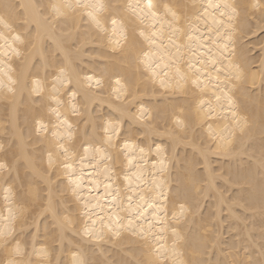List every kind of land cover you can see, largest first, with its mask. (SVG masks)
<instances>
[{"label": "bare ground", "instance_id": "bare-ground-1", "mask_svg": "<svg viewBox=\"0 0 264 264\" xmlns=\"http://www.w3.org/2000/svg\"><path fill=\"white\" fill-rule=\"evenodd\" d=\"M94 2L0 0L7 38H0V161L8 164L0 171V230L11 229L9 246L0 242V264L15 258L17 243L25 253L19 264H75L77 257L87 264H264V0H214L235 7V14L221 9L224 15H205L207 0H165L187 7L174 26L181 33L166 29L155 45L143 44L155 74L137 66L139 21L112 16L114 35L109 12L99 17L101 27L87 15L82 5ZM121 28L123 49L112 43ZM17 34L23 44L13 42ZM61 69L71 81L64 88ZM215 69L229 74L217 81ZM113 73L131 84L132 94L119 101L109 87ZM87 77L101 80L102 90L89 89ZM125 109L147 115L133 121ZM110 121L121 131L106 148ZM128 138L145 150L133 159L139 173L124 155ZM59 143L74 153L67 163L80 182L75 193ZM97 148L110 158L101 162ZM129 197L132 208L144 205L141 214L130 210ZM90 222L94 234L86 235Z\"/></svg>", "mask_w": 264, "mask_h": 264}, {"label": "snow or ice", "instance_id": "snow-or-ice-1", "mask_svg": "<svg viewBox=\"0 0 264 264\" xmlns=\"http://www.w3.org/2000/svg\"><path fill=\"white\" fill-rule=\"evenodd\" d=\"M77 7H80L81 5L77 4ZM85 9H91V11L87 12V15L89 16L90 19H92L98 27H101V22L99 17L102 16L105 12H109V19H110V23H111V27H112V32L113 34H117V20L111 18L112 16H120L121 19H123V14H128L129 16H131L133 19L138 20L139 24L137 25V28H141L143 27L144 30L142 31H138L137 29L134 28L133 29V34L135 37V40L139 43L140 47H139V55L137 56V66L142 68L145 72H151L153 74H155V68L153 67L154 64V57L150 54V52L145 51L143 48V44L146 42L149 45H155V42L157 39H163V36L165 34V30L167 29L168 31H170L172 33V35H177L178 33H181L182 29L179 27H174L175 25L179 24L180 20H181V15L180 13L183 11V9L185 7H187L186 5H182V4H173L171 2H165V0H142V3L140 2V0H135V2H130V0H125L124 3H108L105 4L103 2V0H95L94 3H86L84 5H82ZM10 7V5H5V8ZM60 7L56 4L51 5V8L53 10L54 13L59 14L60 12ZM65 7H72V5H65ZM201 8L204 9V14L207 15L209 14V10H211V13H216V12H220L221 15H224V12H221V9H225V10H230L231 13L235 14L236 9L235 7L227 2L224 3H216L214 2V0H207V4H201L200 5ZM213 22L215 23V17L213 15ZM0 23H4V18L0 17ZM6 27H8V25L5 24ZM152 29H156V31H153ZM105 30L106 29H103ZM119 35V39H115L114 41H112V43H114V45L117 48L123 49L125 47V45L127 44L128 41V35L127 33L121 28V31L118 33ZM184 35L188 36V40L190 42L195 43L196 42V37L189 35L187 32H184ZM0 38L3 39H7L5 37H3V34L0 33ZM12 40L14 43H19V44H23L24 41L21 38L20 34L14 35L12 37ZM122 41L124 43H122ZM169 43L172 44V46L174 48H176V52L179 53L180 51V46L177 45L174 41H172L169 38ZM225 49L227 48V45L224 46ZM12 51H16L15 49H12ZM16 54H19L18 52ZM216 63H223V61H213V64ZM232 66L231 64H229V69H231ZM229 69H225V70H221V69H215L218 73V75L216 76V80L219 81L220 75H225L227 76L229 74ZM239 72V68L238 66L235 68V71L232 72V74H236ZM113 75L116 77L113 80H109V87L111 88L112 93H114L116 95V99L117 101H119L121 99V95L125 96V98L129 95H131V84L128 82H122L120 76L118 73H113ZM237 78H239L237 76ZM87 81H89L88 84V88H92L93 86H95L97 89H101L102 90V81L97 79L95 81H93L92 77H87L86 78ZM9 80H11V78L9 77ZM36 84V86H39V81H35L34 82ZM71 83V81L68 78V74L64 72L63 69H61V76L57 78V84L59 85V88H64L66 84ZM161 85L164 86L166 85V81L161 80L160 81ZM191 83L193 85H195L196 87H200V82L198 80H192ZM3 81H0V86H2ZM11 90V89H9ZM54 91H57V89L54 86ZM222 91V90H221ZM70 100L75 99L77 93L76 91H69L68 93ZM215 99L217 100V102L221 101L222 97L220 95H216ZM223 99L225 100V102L229 105L232 104V100L231 97H229L227 95V93H223ZM57 103H61L59 100H57ZM71 108L73 111H75V105H71ZM117 111H121V108H117ZM141 115L137 116L135 114H132L130 112H128L126 109L124 111H122V115H129L131 120L133 121H139L144 119V116H146L147 114L143 111V109H141ZM57 117H59V112L56 113ZM233 116H235V113H232ZM177 126H183V121L182 120H177L176 121ZM63 125L68 127L69 129L71 128V125L69 124V122L67 120L63 121ZM109 127L111 129V135H109L107 137V143L105 145V147H110L111 145V141L113 137L119 136L120 131H121V126L120 123L117 121L115 123H112L111 121L109 122ZM108 128L105 129V132H108ZM54 136L57 135V133H53ZM67 139H71V132H68L67 134ZM130 138H128V140H125L124 142V155L131 157L130 159L127 160V164L129 166V169H133L136 168L137 173H139L141 170L139 168H137L136 164L133 163V159L137 156V150L141 156V159L143 158V154L145 152V150L143 148H138L137 145H134L132 143H129ZM59 150L64 154L65 156V171L68 175V183L69 186L71 187V190L73 191V193H75L77 191V188L79 187V180L78 178H76V173L73 171V166L70 163H67V161L72 158V156L74 155V153L70 152L69 148L65 147V145L63 143H59L58 145ZM73 148H75V146H72ZM83 152L87 153L89 151V148L84 147ZM93 151L98 152V153H102L101 156V162L106 161L107 159H109L110 157H108L106 154L104 153L103 149H93ZM156 152L157 155H160L163 152V149L157 145L156 146ZM51 163V154H50V161ZM139 163V161L137 162ZM8 168V164L6 162L0 161V171H3L5 169ZM139 176L138 175H134L133 177H128L125 176V180H129L130 179H138ZM4 192L8 193L9 195H11V188H6L3 189ZM6 199L8 198V196L5 197ZM129 199V207L130 210L133 211L134 214H141L142 210L144 209V205H138L136 208H132L131 206V197L128 198ZM141 200L144 199L143 196L140 197ZM113 200H116V197L113 196ZM147 207H153V205L148 204ZM181 209V214H183L184 208L183 205L180 206ZM153 211H156V209H153ZM65 220H67V217H65ZM102 222V221H101ZM132 221H129V224H131ZM120 224L119 218H116V221L114 223V225H112V227L118 226ZM91 225V226H90ZM89 224H86L84 227V232L86 235L89 234H94V222H90ZM173 232L175 235H177V237L179 236L178 233H175V230L173 229ZM11 235V229H6V230H0V242L3 243L4 247L7 248L9 246V244L11 243V241L9 240V237ZM12 254L15 258L13 259H9L7 261V264H19L18 260L16 258L23 256L25 253L23 252V250L21 249L19 243H17L15 245V247L12 249ZM75 264H87V262L79 257H77L75 259Z\"/></svg>", "mask_w": 264, "mask_h": 264}]
</instances>
